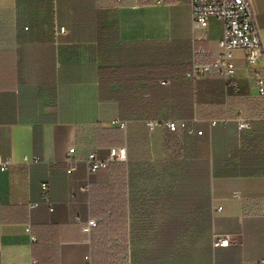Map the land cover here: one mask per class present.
Here are the masks:
<instances>
[{"label": "crops", "instance_id": "0c3cea01", "mask_svg": "<svg viewBox=\"0 0 264 264\" xmlns=\"http://www.w3.org/2000/svg\"><path fill=\"white\" fill-rule=\"evenodd\" d=\"M251 1L264 43V0ZM213 21L195 37L190 0H0V157L13 160L0 170L1 264H84L83 228L110 181L86 160L123 147L122 264L264 259V96L241 50L237 93L215 73L187 78L197 54H218ZM177 45L190 56L184 77ZM162 46L176 56L163 68ZM154 120H187L194 134L151 130Z\"/></svg>", "mask_w": 264, "mask_h": 264}, {"label": "built area", "instance_id": "2783aa9c", "mask_svg": "<svg viewBox=\"0 0 264 264\" xmlns=\"http://www.w3.org/2000/svg\"><path fill=\"white\" fill-rule=\"evenodd\" d=\"M122 2V0H118ZM191 13L193 21V32L197 38H206L204 33L210 26L212 20H217L222 24V37L218 41V54L208 64H199L196 61L193 63L192 69L187 73V78L196 80L198 78L217 74L227 80L229 87L234 91H239V86L236 81V66H235V52L241 50L244 55L248 68L253 75L255 86L259 95L264 96V67H260V63H264V43L259 28L256 15L252 6L251 0H190ZM65 33V29L60 30ZM205 34V35H204ZM200 53H204L201 50ZM162 84H165L163 82ZM218 121H212V127L218 125ZM222 123H227V120ZM113 125H118L122 129H126L127 125L124 122L114 121ZM164 125L169 132L177 133L187 131L189 134H194V129L189 126L187 120H154L148 121L147 127L151 130L158 126ZM240 129L250 128V124L245 119L239 120ZM75 149H71L70 153H74ZM128 160L127 148H118L112 150L107 158H100L96 153L89 154L86 162L91 175H96L101 171L109 169L112 163H126ZM26 163L39 162L38 157L32 159L25 158ZM13 165L11 158L0 157V170L6 172ZM75 169L72 165L69 169L71 173ZM42 190L44 195L48 192V185L43 184ZM219 211L222 208L218 209ZM262 213L264 215V204L262 206ZM96 227L95 220H89L83 231L91 236L92 230ZM26 232L30 233L31 228L28 227ZM35 241V238H31ZM231 243L229 236H216L214 246L228 247ZM2 253L0 251V264ZM32 264H38L33 261ZM84 264H93L91 254L85 257ZM250 264H264V259L260 262Z\"/></svg>", "mask_w": 264, "mask_h": 264}, {"label": "trees", "instance_id": "16d2710c", "mask_svg": "<svg viewBox=\"0 0 264 264\" xmlns=\"http://www.w3.org/2000/svg\"><path fill=\"white\" fill-rule=\"evenodd\" d=\"M195 61L206 64L211 62L210 58L202 62L198 54ZM179 62L175 64L176 73L184 77L188 66L184 62ZM160 65L163 68L166 62L162 59ZM188 113V110L178 111V114ZM108 171L109 184L101 187L98 202H92V212L96 221V227L91 232L93 264H122L126 262V255L121 247V231L125 225L123 220L128 214L125 163H112Z\"/></svg>", "mask_w": 264, "mask_h": 264}, {"label": "rangeland", "instance_id": "374dc122", "mask_svg": "<svg viewBox=\"0 0 264 264\" xmlns=\"http://www.w3.org/2000/svg\"><path fill=\"white\" fill-rule=\"evenodd\" d=\"M210 30H211L210 33H211L212 36H214L215 34L216 35L220 34V32H222L221 23L220 22H217V21H213V27ZM161 48H162L161 59L162 58L163 59H166L168 62H169V60H171V63H172L174 61V59H173L174 57L172 55L175 56V54L172 52V51H174L173 48H169L168 49V48H165L164 46H162ZM175 51H177V59H178L177 62H179V61L182 62V61L185 60V64H187V62L190 60V56L188 54L187 48L185 46H178L177 45V47H175ZM147 63H146V60H145V64H147ZM155 66H156V64H155ZM174 67L176 68V65ZM161 73L163 75L164 74V71H161Z\"/></svg>", "mask_w": 264, "mask_h": 264}]
</instances>
